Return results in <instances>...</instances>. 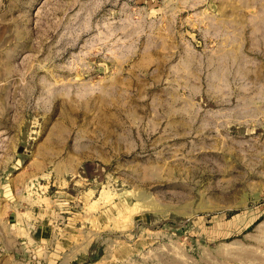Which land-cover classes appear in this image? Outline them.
<instances>
[{
    "label": "rangeland",
    "instance_id": "rangeland-1",
    "mask_svg": "<svg viewBox=\"0 0 264 264\" xmlns=\"http://www.w3.org/2000/svg\"><path fill=\"white\" fill-rule=\"evenodd\" d=\"M0 264H264V0H0Z\"/></svg>",
    "mask_w": 264,
    "mask_h": 264
},
{
    "label": "crops",
    "instance_id": "crops-1",
    "mask_svg": "<svg viewBox=\"0 0 264 264\" xmlns=\"http://www.w3.org/2000/svg\"><path fill=\"white\" fill-rule=\"evenodd\" d=\"M51 196V194L49 195ZM91 202V201H90ZM90 205V203H89ZM49 209V207H45V205L40 204L34 205L31 204L28 206L26 211L28 213H24L25 210H20V213H17L16 215V220L22 221V225H19L23 230L27 232V234L32 237L34 240H45L48 238H51L52 240L54 239L53 236H55L56 239H59L63 236V233L67 231V225L71 224L70 222V215L68 214L66 218L63 220V224L61 225V220L59 219L58 221H51L49 219L47 220H42L40 219L38 221L37 215L34 213L36 211H40L41 208ZM86 215L89 214V217L92 218V216H95V211L88 209H85ZM27 226V227H26ZM58 227H62L60 230ZM74 235L73 240H71L72 237H70V241L66 243H61L62 244V249L60 250L61 254H68L72 255V257L78 256L80 253H86L88 251H91V244L94 240L92 237V234H87L85 235L84 233L81 235L80 230L81 227H79L76 223L74 224ZM81 236V237H80ZM75 263V262H73Z\"/></svg>",
    "mask_w": 264,
    "mask_h": 264
}]
</instances>
